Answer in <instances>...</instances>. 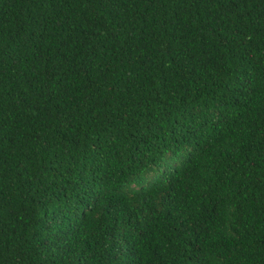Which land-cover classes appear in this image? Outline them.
Instances as JSON below:
<instances>
[{
    "label": "trees",
    "instance_id": "trees-1",
    "mask_svg": "<svg viewBox=\"0 0 264 264\" xmlns=\"http://www.w3.org/2000/svg\"><path fill=\"white\" fill-rule=\"evenodd\" d=\"M0 264H264V0H0Z\"/></svg>",
    "mask_w": 264,
    "mask_h": 264
}]
</instances>
